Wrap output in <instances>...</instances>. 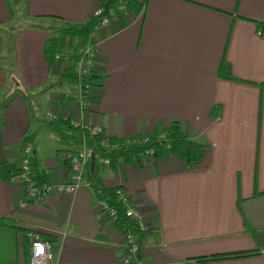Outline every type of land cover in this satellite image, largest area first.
<instances>
[{
  "label": "crops",
  "instance_id": "1",
  "mask_svg": "<svg viewBox=\"0 0 264 264\" xmlns=\"http://www.w3.org/2000/svg\"><path fill=\"white\" fill-rule=\"evenodd\" d=\"M98 6L99 0H0V94L17 90L0 112V166L16 162L26 139L32 167L66 179L62 153L78 147L59 142L48 127L57 137L49 141L64 148L36 143L29 127L38 107L81 115L118 139L176 122L205 145L194 168L163 154L108 166L97 160L93 167L105 187L122 189L149 215L136 258L264 264V0L131 3L128 14L116 13L96 32L100 79L80 112L79 92L53 84L59 68L43 49L53 23L85 22ZM58 38L61 46L81 41ZM87 172L88 166L73 194L36 201L0 176V264H24L32 236L46 241L57 264L121 263L122 229L99 214ZM223 255L229 256L198 260Z\"/></svg>",
  "mask_w": 264,
  "mask_h": 264
},
{
  "label": "trees",
  "instance_id": "2",
  "mask_svg": "<svg viewBox=\"0 0 264 264\" xmlns=\"http://www.w3.org/2000/svg\"><path fill=\"white\" fill-rule=\"evenodd\" d=\"M137 1L139 0H99V16H91V18L87 19L85 22L74 23L58 20V22L53 23L50 28V33H52L53 38L45 41L43 49L45 59L51 64L52 61H54V55L62 49L63 46L60 45L57 39L59 36L84 40L97 25L101 16L107 17V21H109L113 15L119 13L116 10V7L121 2H125L126 9L128 10L130 4ZM259 27L264 29V22H260ZM54 75L55 78L53 84L57 86L73 85L80 81L94 86L100 79L98 73H91L83 78H79L72 65H68L63 69L56 71ZM48 87L49 84H47L42 90L45 91ZM16 91L17 90H13V92L7 94V96L0 101V112L11 102ZM21 97L26 101L28 95L23 92L21 93ZM45 125L57 134L59 142L77 147H80L83 144L86 149L93 152L95 156L94 168L97 167V160L101 159H107L108 165H114L120 161L135 162L140 161L143 158H154L162 154L175 155L181 159L187 167L194 168L200 161L205 147L204 144L189 139L180 131L176 122H172V124L166 129L136 135L130 139L111 137L103 138L100 133L90 132L86 129L73 126L69 123L68 119H62V117H59L55 121H46ZM25 140L23 139L22 141ZM15 165L16 162L10 166L6 164L1 165L0 170L3 171V174L0 176L11 180L12 176L16 173ZM30 166L32 177L37 183L46 179L44 173L42 174V172L38 171L34 166L32 167V162H30ZM64 166L66 167V165ZM94 168L91 173L87 172V179L90 184L95 186V195L98 201H104L108 206L116 209L115 219L111 222L118 228L122 229L123 232L125 229L132 226V222L124 215L123 206L117 202L115 193L117 188L110 189L105 187L94 173ZM0 224L4 223L0 221ZM227 256L229 255L209 256L210 258H198V260L224 258Z\"/></svg>",
  "mask_w": 264,
  "mask_h": 264
},
{
  "label": "built area",
  "instance_id": "3",
  "mask_svg": "<svg viewBox=\"0 0 264 264\" xmlns=\"http://www.w3.org/2000/svg\"><path fill=\"white\" fill-rule=\"evenodd\" d=\"M116 10L121 14H128L125 2H121ZM100 15V8L92 13V17ZM107 17L101 16L97 25L88 34V36L76 44H67L54 55V63L59 70L68 65H72L74 71L79 78H83L91 73H98L97 41L95 39L96 32L107 24ZM79 92L78 105L80 112L87 107V95L92 85L80 81L73 84ZM47 121H55L59 117L68 119L69 123L90 132L100 133L103 138L107 137L103 129L98 125H88L86 120L81 116L63 115L56 110L45 108L43 110ZM89 151L83 144L77 150H67L62 153V160L66 165L67 177L64 180H52L46 178L44 181L37 183L32 177L30 169V160L32 147L28 141L21 142L17 147L16 173L12 176V182L19 186L20 197H25L30 201H36L47 195L58 196L60 194H73L83 181V177L89 162ZM150 153V152H148ZM100 163L107 166V159H101ZM117 202L123 206L124 215L132 222V226L125 229L121 234V241L124 247V255L120 264H130L132 258L135 259L134 264H145L137 259V252L142 240L143 234L149 230V215L133 206L129 195L122 189H116ZM98 212L108 221H114L116 209L108 206L104 201H98ZM24 264H57L49 251V245L41 241L37 236H32L27 259Z\"/></svg>",
  "mask_w": 264,
  "mask_h": 264
},
{
  "label": "rangeland",
  "instance_id": "4",
  "mask_svg": "<svg viewBox=\"0 0 264 264\" xmlns=\"http://www.w3.org/2000/svg\"><path fill=\"white\" fill-rule=\"evenodd\" d=\"M31 21H32V19H29L27 22H31ZM58 41H59V38H58ZM61 42H64V39H62ZM2 99H3V95L0 94V100H2ZM88 101H89V99L87 98L86 102H88ZM34 113H35V110H33L32 116L30 119L29 133L34 134V135L37 134L39 136L36 138V143L39 140V143H41V145L43 147H45L46 149H49V150H50L51 146L53 148H54V146L56 148H58V147L64 148V145H59L57 143H56L57 145H55V144H53V142L49 141L48 135H51L54 139H56L57 137H56L55 133H50V131H48V129L46 128L47 126L45 125V122L47 120H46V117L44 116L43 110L38 107L36 114H34ZM0 116L2 118V113L0 114ZM52 155H54V150H53Z\"/></svg>",
  "mask_w": 264,
  "mask_h": 264
},
{
  "label": "water",
  "instance_id": "5",
  "mask_svg": "<svg viewBox=\"0 0 264 264\" xmlns=\"http://www.w3.org/2000/svg\"><path fill=\"white\" fill-rule=\"evenodd\" d=\"M94 160H95V156L93 152L89 153V162H88V169L89 172L91 173L94 167Z\"/></svg>",
  "mask_w": 264,
  "mask_h": 264
},
{
  "label": "bare ground",
  "instance_id": "6",
  "mask_svg": "<svg viewBox=\"0 0 264 264\" xmlns=\"http://www.w3.org/2000/svg\"><path fill=\"white\" fill-rule=\"evenodd\" d=\"M46 242V241H45ZM50 249V248H49Z\"/></svg>",
  "mask_w": 264,
  "mask_h": 264
}]
</instances>
